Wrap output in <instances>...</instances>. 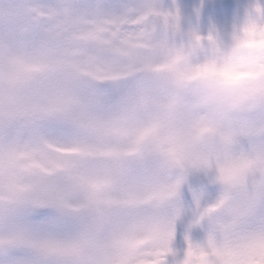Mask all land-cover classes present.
I'll list each match as a JSON object with an SVG mask.
<instances>
[{
	"label": "rangeland",
	"instance_id": "374dc122",
	"mask_svg": "<svg viewBox=\"0 0 264 264\" xmlns=\"http://www.w3.org/2000/svg\"><path fill=\"white\" fill-rule=\"evenodd\" d=\"M221 1L235 5L221 9ZM146 5L169 16L155 29L159 38L170 48L188 52L196 65L212 59L217 52L229 51L256 8L264 7V0H0V136L71 142L79 139L80 133L66 119L89 121L96 115H116L145 90L169 95L159 74L149 72L111 81L109 90L99 87L101 81L112 80L115 72L108 61L96 56L97 49L106 48L119 55L122 49L147 47L140 38L129 40L139 28L137 23L112 16L139 14ZM64 6L72 9L65 13L61 9ZM53 73H78L74 76L79 79L76 88L69 81L71 91L63 102L42 86ZM80 103L84 105L82 110H78ZM49 114L65 119L27 125ZM241 119L254 129L264 127V105L242 114ZM261 147L264 135L259 132L242 137L237 145L240 151ZM159 169L156 158L129 163L133 180L150 178ZM223 191L224 186L209 173L194 170L185 175L168 208L169 212L180 209L174 248L181 258L187 248L186 235L195 243H203L218 222L217 214L200 220L198 213L199 209L214 206ZM0 204L4 207L0 214V244L11 246L8 253H0V264H64L63 257L47 253L38 245L70 243L90 223V215L75 206L30 200ZM72 218L77 222L70 224ZM249 225H264V202H257ZM249 257L254 264L251 252ZM225 264H232V260H225Z\"/></svg>",
	"mask_w": 264,
	"mask_h": 264
},
{
	"label": "snow or ice",
	"instance_id": "6c2138e0",
	"mask_svg": "<svg viewBox=\"0 0 264 264\" xmlns=\"http://www.w3.org/2000/svg\"><path fill=\"white\" fill-rule=\"evenodd\" d=\"M61 9L67 13L72 8ZM151 12H158L169 20L168 15L152 5H146L135 15L140 17ZM130 15L112 17L127 20ZM136 38L137 34H132L129 40ZM100 50L115 72L110 81L138 73L158 74L189 56L186 51L170 48L169 64L153 65L141 50L122 49V54L117 55L99 48L95 53L99 59ZM76 74H65L55 86L48 78L42 86L63 102L71 91L69 81ZM178 105L176 95L145 90L116 115H96L89 121L66 119L80 133V138L71 142L57 143L34 136H0V201L30 200L61 207L75 206L76 210L87 212L90 223L78 239L64 244L38 245L47 253L63 257L64 264H195L196 259L206 264H224V258L229 256L232 264H252L249 253L258 239H264V225H246L257 202H264V150L240 151L236 147L231 158L225 154L207 164H185L176 177L166 180L162 178L167 173L161 169L143 180H133L129 175L130 161L156 158L163 144L174 146L179 141L177 126L183 127L187 135L194 133L188 125L187 114L177 111ZM83 108L80 103L78 110ZM58 119L65 118L49 114L27 125ZM241 165L247 167L240 179L234 181L230 167ZM194 170L214 176L224 191L214 206L199 209L200 220L212 214L219 217L206 241L195 243L186 235L187 248L181 258L174 248L179 207L169 213L157 242L148 245L140 237L156 227L148 219L149 199L163 194L158 191L162 186L171 188L177 195L185 175Z\"/></svg>",
	"mask_w": 264,
	"mask_h": 264
},
{
	"label": "clouds",
	"instance_id": "9594fccd",
	"mask_svg": "<svg viewBox=\"0 0 264 264\" xmlns=\"http://www.w3.org/2000/svg\"><path fill=\"white\" fill-rule=\"evenodd\" d=\"M129 19L139 25L135 34L147 44L141 51L150 63L168 65L170 47L153 31L167 22L162 15L158 12L140 17L132 14ZM97 54L101 61L107 59L103 50ZM158 74L170 94L179 97L177 111L187 114L188 125L194 129L192 135H187L183 127L177 126L179 141L174 146L163 144V150L156 157L160 169L167 173L162 179L176 177L185 164H207L225 154L233 157L242 137L254 136L257 132L264 135V127L254 129L241 119L242 114L264 105V7L256 8L229 51L217 52L212 59L196 65L188 56ZM64 75L53 73L52 85ZM78 81L72 78L74 89ZM246 167H230L232 179H240ZM158 191L163 194L153 195L147 209L148 219L156 227L140 237L148 245L157 242L164 231L169 205L176 197L171 188L162 186ZM250 252L254 264H264V239H258ZM229 259L232 257H225L224 264ZM195 264L206 262L196 259Z\"/></svg>",
	"mask_w": 264,
	"mask_h": 264
},
{
	"label": "water",
	"instance_id": "95a60500",
	"mask_svg": "<svg viewBox=\"0 0 264 264\" xmlns=\"http://www.w3.org/2000/svg\"><path fill=\"white\" fill-rule=\"evenodd\" d=\"M227 5H229V4H222V6H227ZM229 6H230V5H229ZM5 250H7V248L0 247V251H5Z\"/></svg>",
	"mask_w": 264,
	"mask_h": 264
}]
</instances>
